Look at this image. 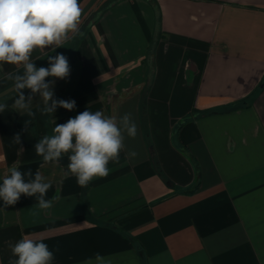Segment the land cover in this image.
<instances>
[{
  "label": "crops",
  "instance_id": "0c3cea01",
  "mask_svg": "<svg viewBox=\"0 0 264 264\" xmlns=\"http://www.w3.org/2000/svg\"><path fill=\"white\" fill-rule=\"evenodd\" d=\"M80 3L84 35L33 53L37 67L48 66V55L68 58L70 75L56 80L54 94L75 100L74 110L42 114L38 95L32 116L16 109L18 93L3 79L16 68L0 66V103L8 105L0 113V182L11 166L31 168L51 183L48 198L59 197L48 210L23 195L0 209V264L26 235L48 244L53 264H264V0ZM147 86L162 175L141 121ZM85 110L117 120L128 113L137 135L125 136L108 176L81 188L67 156L45 162L34 144Z\"/></svg>",
  "mask_w": 264,
  "mask_h": 264
},
{
  "label": "clouds",
  "instance_id": "9594fccd",
  "mask_svg": "<svg viewBox=\"0 0 264 264\" xmlns=\"http://www.w3.org/2000/svg\"><path fill=\"white\" fill-rule=\"evenodd\" d=\"M83 8L80 0H0V66L12 65L16 71L7 73L3 79L10 81L18 95L14 107L33 113L30 106L36 95L43 100L42 114H54L58 108L72 111L75 100L55 98L54 85L57 79L70 75L68 58L63 53L48 55V66L37 67L33 53L63 47L68 39L83 36ZM51 77V80L46 78ZM23 90H29L25 95ZM0 103V113L7 110ZM29 121H25V131ZM137 125L131 115L125 113L117 120L102 111L85 110L65 123L56 124L50 135H44L34 149L45 162L59 163L67 156L68 172L76 178L77 185L86 188L94 179L109 175V163H119L120 154L126 149L125 136L135 138ZM20 144V135L13 137ZM135 157V151H127ZM52 187L39 172L31 168L21 171L16 166L8 169L0 182V209L15 205L21 196L35 197L42 210L53 206L57 195L48 198ZM12 256L8 264H53L54 252L41 239L24 236L10 246ZM100 262L102 257L97 254Z\"/></svg>",
  "mask_w": 264,
  "mask_h": 264
},
{
  "label": "trees",
  "instance_id": "16d2710c",
  "mask_svg": "<svg viewBox=\"0 0 264 264\" xmlns=\"http://www.w3.org/2000/svg\"><path fill=\"white\" fill-rule=\"evenodd\" d=\"M151 50H154V47H152ZM148 92H149V86H147V88L145 90V93L143 94L142 101H141V108H140L141 121H142L143 129H144L145 140H146L147 145L149 147V151H150V154H151V159H152L153 165L157 169L158 174L162 175L161 169L159 168V165H158V161H157V159L155 157L154 147H153V144L151 142L149 130H148V127H147L146 100H147ZM249 103H250V99H248V101L245 100L244 102H242V105L247 107L249 105ZM240 107L241 106H239V104H236L233 107H231V109H226V110L225 109H214L212 111L199 113V114H200V116H203V115H211V114H215V113H223V112L237 110ZM189 119H191V117L187 118V120H189ZM167 183L170 184L169 182H167Z\"/></svg>",
  "mask_w": 264,
  "mask_h": 264
}]
</instances>
